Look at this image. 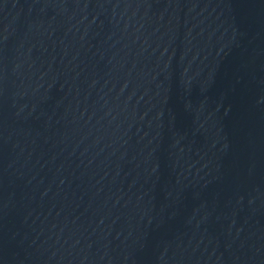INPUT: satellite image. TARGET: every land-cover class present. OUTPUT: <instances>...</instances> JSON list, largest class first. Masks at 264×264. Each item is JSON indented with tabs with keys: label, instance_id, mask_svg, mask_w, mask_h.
I'll return each mask as SVG.
<instances>
[{
	"label": "water",
	"instance_id": "water-1",
	"mask_svg": "<svg viewBox=\"0 0 264 264\" xmlns=\"http://www.w3.org/2000/svg\"><path fill=\"white\" fill-rule=\"evenodd\" d=\"M0 264H120L45 141L1 46Z\"/></svg>",
	"mask_w": 264,
	"mask_h": 264
}]
</instances>
